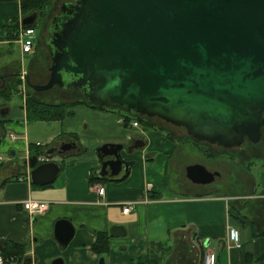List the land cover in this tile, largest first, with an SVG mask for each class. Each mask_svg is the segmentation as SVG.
<instances>
[{"label":"crops","instance_id":"crops-1","mask_svg":"<svg viewBox=\"0 0 264 264\" xmlns=\"http://www.w3.org/2000/svg\"><path fill=\"white\" fill-rule=\"evenodd\" d=\"M16 20L20 26L19 1L0 2V77L6 76V85L27 65L36 79L39 75L42 80L48 78V68L36 74L31 70L37 48L24 56L18 40L5 37L3 28ZM15 45L19 61L10 60ZM26 58L30 59L28 64ZM106 113L112 112L79 104L73 116L31 124L19 119L13 107L7 115H0V150L11 154L6 161L0 159V168L4 169L0 185V256L5 264H24L27 257L31 258L28 264H52L57 257H62L64 264H99L100 256L93 251V244L99 232L110 235L115 224L125 225L127 235H110L106 264H202L207 250L216 254L217 264H257L255 259L264 255V237L256 236L264 231V172L256 193L254 168L250 171L234 159L228 152L232 148L206 141L193 143L184 127L160 118L150 120L152 127H132L125 126L120 114ZM21 116L26 117L24 109ZM135 138L145 145L132 154L123 152L126 160L135 161L126 177L90 181L101 166L95 148L105 143L129 145ZM46 140L48 143H44ZM64 140L76 141L80 151L69 152L67 158L51 157L65 164L56 180L45 187L32 184L29 169L20 163ZM192 164H202L219 175L211 183H195L186 171ZM174 168L178 173L172 187L170 171ZM233 171L244 185L249 184L248 191L232 185ZM218 182L220 185H216ZM100 186L106 188L104 196L98 193ZM26 199L47 201L49 208L29 216L23 206ZM129 202H134L135 208L125 213L123 208ZM230 207L237 210L234 222L229 218ZM62 218L69 219L76 230L64 248L54 236L55 224ZM230 226L240 228V238L244 234L240 246L231 242ZM15 244L26 247L23 256L3 253Z\"/></svg>","mask_w":264,"mask_h":264},{"label":"water","instance_id":"water-1","mask_svg":"<svg viewBox=\"0 0 264 264\" xmlns=\"http://www.w3.org/2000/svg\"><path fill=\"white\" fill-rule=\"evenodd\" d=\"M74 1L65 2L63 19L54 27L57 16L50 25L48 81L33 83L25 76L32 89L77 88L91 104L161 118L184 127L196 141L227 148L261 141L264 0ZM37 17L26 16L21 24H33ZM5 78L0 77V88ZM9 112L7 106L0 108L1 116ZM144 145L140 138L129 145H100L95 149L101 161L96 177H126L135 161L126 160L123 152L132 154ZM76 150L71 140L54 143L44 154L67 157ZM22 165L30 169L32 184L41 186L52 184L62 170L54 160L38 164V154L23 159ZM186 171L190 180L203 184L219 175L202 164L189 165ZM75 231L62 218L54 236L64 248ZM110 235L126 236V226L113 225ZM52 264H64V259L57 257ZM99 264H106L104 257Z\"/></svg>","mask_w":264,"mask_h":264},{"label":"trees","instance_id":"trees-1","mask_svg":"<svg viewBox=\"0 0 264 264\" xmlns=\"http://www.w3.org/2000/svg\"><path fill=\"white\" fill-rule=\"evenodd\" d=\"M3 1H12V0H0V2H3ZM18 1L20 3L22 18L33 15L34 13L38 14V17L35 23L26 26V27L31 26L36 29L37 24L39 22L42 23V21L44 20V15L46 14L47 10L50 8L53 0H18ZM18 30H19L18 20L11 22L10 24H8L7 26L3 28L5 37L10 41L17 40ZM28 75H30L31 81L33 83H38V81H35L36 78L34 77V75H31L30 73H28ZM21 85H22V80L19 76H17V77L11 78L9 83H7L4 87L0 88V97H2V100H3L0 106L2 104H9L11 100L16 97L17 98L19 97L23 100V94H21ZM33 92L34 90L30 86H27L26 101H25L24 108L26 110V119L28 121L63 120L64 118L68 116L74 115V108L77 105L87 104L96 109L119 113L124 119L125 126H129L131 121H134V120H137L140 124L144 126L152 127L153 125L150 122V120L153 119L152 117H147V116L139 115V114H130L120 109L100 107V106L89 103L88 101H86L85 98H78L72 102L71 101H58L55 103H51L49 101H40L36 99L35 96L33 95ZM193 140H192L193 143L198 144L196 140L194 141ZM62 166L64 165L62 164ZM255 166H256L255 163L249 164V162H246L244 165V167L250 171L253 170ZM257 166L264 167V163L259 164ZM90 181L97 182V181H100V179L96 176H93L92 178H90ZM36 186H39V185H36ZM45 186H49V185H45ZM256 236L264 237V231L259 234H256ZM110 238L111 237L107 232H99L97 234V240L93 244V251L96 254H98L100 258L107 257V255L109 254L110 248H111ZM25 251H26L25 246L20 245V244H15V245L7 246L5 250L3 251V253L7 254L9 257L10 256L16 257L19 255L23 256ZM247 258L249 257L247 256ZM255 263L257 264L264 263V255L262 257L255 259Z\"/></svg>","mask_w":264,"mask_h":264},{"label":"rangeland","instance_id":"rangeland-1","mask_svg":"<svg viewBox=\"0 0 264 264\" xmlns=\"http://www.w3.org/2000/svg\"><path fill=\"white\" fill-rule=\"evenodd\" d=\"M67 1H71V0H53L50 8L47 10L46 14L44 15V20L42 21V23L39 22L36 26L37 34L40 37V33H41V38H40V42L38 43V45L36 47L37 48V54H36L37 58L32 57L33 58V60L31 61L32 62V65H31L32 66L31 67L32 72L33 71L34 72H41L44 69L47 71V68L51 64V58H50V55L48 52V47L44 43L43 39L47 35V28H48V25H49L52 17L59 12L61 4L63 2H67ZM14 48H15V50H14V52H12V55L10 56V60L19 61L20 55H19L18 46L15 45ZM29 61H30V59H28V58H26L24 60V62L26 64H28ZM25 70L28 73H30L29 72L30 70L27 69V65L25 67ZM37 78L39 80L35 79V81H38V83H40V82L45 83V82H47L49 77L46 79H44L45 77H43V80H42V76L39 75V76H37ZM26 91H27V85H26L25 93L23 94V99H26ZM33 95L35 96L36 99H38L40 101H56V102H58V101H71V100H74L77 98H84V96L81 94V92H79V90L76 88L62 89L59 86H55L54 88H52L48 91L39 92V91L34 90ZM2 102H3V100H2ZM16 104H19V106H17ZM8 105H10L11 107L14 108V110L19 112V116H18L19 119L26 120L25 122H27V119H25L26 117L21 116L22 111H23V108L21 107V105H22V99L21 98L16 97V98L12 99ZM118 114L119 113H117V112L106 113V115H108V116H117ZM152 118L154 120H159V118H157V117H155V118L152 117ZM28 123L31 124L32 122L30 121ZM262 132H263L262 139L259 143L253 144V142L247 141L244 145H242V147H238V146H236L235 148L232 147V149L228 151V152H231L232 156L236 157V158L233 157L234 159H236V160L239 159L240 161H242V164H244V165H245V161L249 162V164L250 163L256 164V166L254 167L253 173H252V176L255 178V180L257 181V184H258V185L256 184V193H258L260 191V185L259 184H261V174H262V172H264V170H263L264 167L257 166L259 164L264 163V127L262 129ZM44 143H48V141L46 140V141H44ZM17 150H18V148H17ZM10 155L8 152L0 150V156L5 161L8 158H10ZM18 156H20V153H18ZM223 159H226V158H223ZM68 163L69 162L67 161L66 164H68ZM177 173H178L177 168L171 169V171H170V180H171V186L172 187H175L174 179H175ZM230 181H231V183H233L232 185L235 186V188H237L239 191H241V190L242 191H248L249 190V184L244 185V183L241 182L239 180V178L237 177L235 171L232 172V177H231ZM216 185H220V183L218 182ZM221 189H225V188H221ZM228 211H229V216H230L229 218H231V220L234 222V220H235L234 215H235V213H237V210L233 207H230L228 209ZM243 236H244V234H242V237H241L242 239L240 238L241 243L244 241ZM252 241H253V239H252ZM225 251L227 254L228 251H227L226 247H225ZM227 258H228V255H227Z\"/></svg>","mask_w":264,"mask_h":264},{"label":"built area","instance_id":"built-area-1","mask_svg":"<svg viewBox=\"0 0 264 264\" xmlns=\"http://www.w3.org/2000/svg\"><path fill=\"white\" fill-rule=\"evenodd\" d=\"M18 42L20 44L22 54L32 53L36 45V29L31 26L25 27L23 25H20L18 30ZM26 74L27 71L23 69L21 75V78L23 80L21 87V94H24L26 90V77H25ZM25 101L26 100L24 99L23 105H25ZM139 125L140 123L137 120L131 121L132 127H138ZM10 136L14 139V135L11 134ZM0 159H2V157H0ZM46 161H50V157H48L47 155H41L38 157V163L46 162ZM28 177H29V173H28ZM98 193L100 196H104L106 194L105 186H100L98 188ZM23 206L24 209L28 212L29 216H37L48 210L49 203L44 200L26 199L23 201ZM134 208H135V203L129 202L125 204L123 211L125 213H129ZM229 236L233 244H235L236 246L241 245L240 230L238 227L230 226ZM0 264H5V259L1 256H0ZM202 264H217L216 254L212 251L207 250L204 254Z\"/></svg>","mask_w":264,"mask_h":264},{"label":"flooded vegetation","instance_id":"flooded-vegetation-1","mask_svg":"<svg viewBox=\"0 0 264 264\" xmlns=\"http://www.w3.org/2000/svg\"><path fill=\"white\" fill-rule=\"evenodd\" d=\"M67 2H75L74 0H71V1H67ZM65 2H63L62 4H61V6H60V10H59V12L57 13V14H55L53 17H52V19H51V21H50V23H49V25H48V28H47V35L44 37V39H43V41H44V43L47 45V47H48V52H49V55H50V58H51V54H50V52H51V47H50V44H49V42H48V39H49V35H50V25L52 24V22H53V18H55V17H57V16H59V19L56 21V23L54 24V27H56L59 23H60V21L63 19V16L62 15H60V12H61V9H62V5L64 4ZM39 37V35L37 34V38ZM40 38H41V33H40V37L37 39V44L40 42ZM48 69H49V67H48ZM35 73H37V72H34L33 74H35ZM49 74H50V72H49ZM2 80H0V85L3 83V81L1 82ZM63 89V88H62ZM80 92V91H79ZM82 94V93H81ZM9 107V109L11 110V106L10 105H8V104H2L1 106H0V108H2V107ZM263 129V128H262ZM64 141H71V140H64ZM64 141H60V142H55V145H58V146H60ZM248 140H246L242 145H244L246 142H247ZM259 143V142H258ZM253 144H257V143H253ZM242 145L241 146H238V147H242ZM21 165H22V162L20 163ZM3 171H4V169H2V168H0V175H1V178H0V185L3 183V181H4V178H3Z\"/></svg>","mask_w":264,"mask_h":264}]
</instances>
